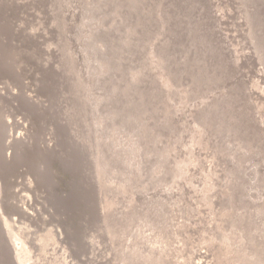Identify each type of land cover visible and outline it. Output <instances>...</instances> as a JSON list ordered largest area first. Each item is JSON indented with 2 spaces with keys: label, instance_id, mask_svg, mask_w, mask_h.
<instances>
[{
  "label": "rangeland",
  "instance_id": "obj_1",
  "mask_svg": "<svg viewBox=\"0 0 264 264\" xmlns=\"http://www.w3.org/2000/svg\"><path fill=\"white\" fill-rule=\"evenodd\" d=\"M0 31V70L28 34L21 52L58 55L45 105L66 134L48 140L74 168L47 182L41 158L0 151V264H264V0H0ZM18 84L0 77L14 136L31 122L2 98ZM49 183L69 190L60 210Z\"/></svg>",
  "mask_w": 264,
  "mask_h": 264
},
{
  "label": "bare ground",
  "instance_id": "obj_2",
  "mask_svg": "<svg viewBox=\"0 0 264 264\" xmlns=\"http://www.w3.org/2000/svg\"><path fill=\"white\" fill-rule=\"evenodd\" d=\"M12 1V0H11ZM14 3V2H13ZM15 4V3H14ZM22 6V3H16L13 7V9H18ZM12 30H21V25L20 24H12ZM28 34V33H27ZM1 31H0V40H1ZM3 40V39H2ZM34 44L35 46H38V42L35 41L34 37L31 34H28L25 36L23 40H19L16 43L11 44L12 48L15 49V51L20 54L19 58L16 60V64H11L9 63L10 60H3L1 61V69L0 70V77H8L10 74L12 76H16L19 80L18 84V90L19 92H13L12 90H7L6 93L3 95L4 101H6L8 104L12 106H17L18 108H22L29 116L31 119L30 122V127H23L19 128L20 130L16 129L17 135H13V130L12 126L8 123L3 122L0 124V151L6 153L12 147H15V150L18 155H21L24 151L28 152L31 157L30 164L29 166L33 167L36 160L42 159L47 163V165H44L43 168L34 166L32 169L34 172H41L39 177L46 178L45 181L49 180L48 177H51L53 173H55V169L57 167L62 166L63 169H73L74 168L70 165L72 162L66 159L65 155L67 152H62L59 151L60 153H57L55 150V147L52 145V143H49V140L52 135L57 134L60 138L65 137V123H63V120H61L60 115L58 111L54 112L53 108H48L47 105H45L46 102H49L51 100L52 96H55V85L53 81V77H58L59 75V70L56 66L53 65V61L51 62L50 59L53 56L54 58H57L58 55L45 52V51H40L44 59L40 60L38 58L37 52L32 51V52H21L23 48L28 46L29 44ZM39 47V46H38ZM39 51V50H38ZM41 56V55H40ZM52 57V58H53ZM41 58V57H40ZM53 58V59H54ZM59 58V57H58ZM31 60L36 64L37 66V72L34 71H28L25 67H23V64H25V60ZM52 60V59H51ZM55 63V62H54ZM96 69V68H95ZM73 70V69H72ZM25 71V72H24ZM26 73L27 77L31 80L32 84H27L24 80L20 78V75H23L22 73ZM133 72V71H132ZM134 73V72H133ZM134 75V74H133ZM137 76V75H136ZM139 76V75H138ZM133 77V76H132ZM44 78L46 80L49 79V82H46V86L40 85L38 82L42 81L41 79ZM44 81V80H43ZM47 81V80H46ZM51 81V82H50ZM45 82V81H44ZM42 83V82H41ZM166 84V83H165ZM38 95H46L47 96V101L39 99ZM88 98V97H87ZM100 101V100H99ZM220 110V109H219ZM207 113V112H206ZM40 122L41 124V130L35 129L36 124L38 125ZM39 124V125H40ZM19 126V125H18ZM23 126V125H22ZM26 126V125H25ZM38 128V127H37ZM12 130V131H11ZM33 130V131H32ZM116 130V129H115ZM67 131V130H66ZM12 132V134L10 133ZM158 136V135H157ZM132 137V136H131ZM166 137V136H165ZM54 138V137H52ZM108 138V137H107ZM45 139L48 143H46L45 146H38L40 143L39 140ZM56 139V137H55ZM106 139V138H105ZM65 140V139H64ZM44 141V140H43ZM60 141V140H59ZM58 141V142H59ZM63 141V140H62ZM66 144L63 147H66L68 145V141L65 142ZM122 143V142H121ZM123 144V143H122ZM243 145V144H242ZM110 146V145H109ZM127 147V146H126ZM75 151L78 150V145L74 146ZM166 150V149H165ZM168 150V149H167ZM166 150V151H167ZM193 152V151H192ZM149 153V152H148ZM120 154V153H119ZM151 154V153H150ZM109 155V154H108ZM149 155V154H148ZM166 155V154H165ZM192 157V156H191ZM126 158V157H125ZM144 158V157H143ZM163 158V157H162ZM166 158V157H165ZM8 161V157L6 158ZM114 160V159H113ZM187 160V159H186ZM101 162V161H100ZM9 163V162H8ZM43 163V164H45ZM60 163V165L58 164ZM142 163V162H141ZM195 163V161H194ZM7 164V163H6ZM33 164V165H32ZM106 165V164H105ZM76 167L78 169H76ZM75 170L81 171L79 166H76ZM98 168V167H97ZM40 169V170H39ZM62 169V168H61ZM111 169V168H110ZM127 169V168H126ZM183 169V168H182ZM154 170V169H153ZM98 171V170H97ZM105 171V170H104ZM111 172V171H110ZM129 172V171H128ZM220 174V173H219ZM9 177H5L2 179L3 183L5 185L11 184V181L13 180L11 178V175H8ZM19 176V175H17ZM45 176V177H44ZM185 176V175H184ZM194 177V176H193ZM40 179V178H39ZM37 180V179H36ZM43 180V179H42ZM41 181V180H40ZM75 181V180H74ZM48 182V181H47ZM78 183V180L75 181ZM208 182V181H207ZM43 183V182H42ZM41 183V184H42ZM50 188H47V192H45L40 198L45 199V202L48 201L50 202L55 210H60L62 207H60L61 204H64L65 200L68 198L66 196V193L69 191H66V188L62 190L60 187L56 186L55 183L51 185L49 183ZM32 185V184H31ZM44 185V184H43ZM27 187H30V185L27 183ZM34 186V185H33ZM74 186V185H73ZM76 186V185H75ZM26 187V188H27ZM32 187V186H31ZM78 187V184H77ZM200 188V187H199ZM29 189V188H28ZM71 189V188H70ZM119 189V188H118ZM34 190V189H33ZM71 192V191H70ZM241 193V192H240ZM38 196V197H39ZM20 197V195H19ZM38 198V199H40ZM20 199L22 200H28L27 197H21ZM37 199V196H36ZM246 200V199H245ZM37 201V200H36ZM44 201V200H43ZM208 201V200H207ZM226 201V200H225ZM38 202V201H37ZM26 203V202H24ZM44 204V203H42ZM258 207V206H257ZM17 214L18 215H28V209L27 207H15ZM224 210V215H225V209ZM37 211V210H36ZM35 211V212H36ZM63 211V210H62ZM228 211V210H227ZM39 212V211H38ZM257 212V211H256ZM60 214V213H59ZM251 214V213H250ZM241 215V214H240ZM249 216V215H248ZM215 217V216H214ZM230 218V217H229ZM235 218V217H234ZM58 220V219H57ZM173 222V221H172ZM187 222V221H186ZM57 225V224H56ZM5 226V225H4ZM231 226V225H230ZM67 228V227H66ZM71 226H68L69 231H71ZM238 229V228H237ZM5 230V229H4ZM239 230V229H238ZM68 231V232H69ZM12 230L10 231V233ZM52 232V231H51ZM226 232V231H225ZM13 233V232H12ZM17 233V232H16ZM223 235V234H222ZM11 236V235H10ZM227 236V235H226ZM225 237V234L224 236ZM230 237V236H229ZM16 238V237H15ZM14 238V239H15ZM18 239V238H17ZM10 240V239H9ZM20 240V239H18ZM224 240V238H223ZM231 240V239H230ZM14 241V240H13ZM232 241V240H231ZM243 241V240H242ZM21 242V241H20ZM181 243V242H180ZM24 245V244H23ZM27 245V244H26ZM230 245V244H229ZM255 245V244H254ZM223 247V246H222ZM19 248V247H18ZM24 248V247H23ZM12 248H10V253L11 254H16L15 256L18 260L20 258L18 251L13 249L14 251H11ZM181 249V247H180ZM26 250V249H25ZM28 250V249H27ZM260 250V249H259ZM16 251V252H15ZM9 252V250H8ZM14 252V253H13ZM27 252V251H26ZM137 252V251H136ZM219 252V250H218ZM251 252V251H250ZM28 253V252H27ZM21 254V255H22ZM10 255V254H9ZM19 255V256H18ZM33 255V254H32ZM252 255V254H251ZM254 255V254H253ZM11 256V255H10ZM13 256V255H12ZM24 256V255H22ZM133 256V255H132ZM19 257V258H18ZM200 257V256H199ZM218 258V256H217ZM22 259V258H21ZM125 259V258H124ZM256 259V258H255ZM25 260V258H24ZM30 260V259H29ZM238 260V259H237ZM217 261V260H216ZM239 261V260H238ZM193 262V261H192ZM23 263V262H22ZM215 263V262H214ZM14 264V263H13ZM20 264V262H19ZM24 264V263H23ZM26 264V263H25ZM228 264V263H227Z\"/></svg>",
  "mask_w": 264,
  "mask_h": 264
}]
</instances>
